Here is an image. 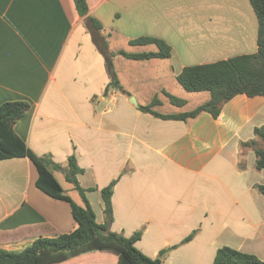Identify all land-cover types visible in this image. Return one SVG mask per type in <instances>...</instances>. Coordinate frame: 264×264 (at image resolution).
Masks as SVG:
<instances>
[{"label": "crops", "instance_id": "crops-1", "mask_svg": "<svg viewBox=\"0 0 264 264\" xmlns=\"http://www.w3.org/2000/svg\"><path fill=\"white\" fill-rule=\"evenodd\" d=\"M87 1L89 14L81 15L75 0H0V104L31 105L15 133L38 156L51 155L61 165L50 167L55 176L60 171L67 180L68 157L76 156L83 168L77 178L100 223L106 220L102 189L117 179L109 229L125 236L143 229L136 246L148 256L158 257L198 229L163 264H212L224 245L264 260L258 211L264 194L257 188L264 185V169L256 168L254 150L244 145L264 125V96L238 94L217 117L202 111L187 120L163 119L142 109L158 97L157 111L188 112L211 98L207 90L187 91L177 76L187 66L258 50L250 0ZM87 16L102 24L117 53L123 89L112 87L108 95L105 58ZM143 36L168 43L170 57L118 53L159 50L130 42ZM169 94L185 104H174ZM98 97L103 104L96 105ZM37 178L28 156L0 160V248L19 252L41 236L77 227L70 202L45 193ZM63 189L83 205L75 186ZM70 264L118 262L103 255Z\"/></svg>", "mask_w": 264, "mask_h": 264}, {"label": "trees", "instance_id": "trees-1", "mask_svg": "<svg viewBox=\"0 0 264 264\" xmlns=\"http://www.w3.org/2000/svg\"><path fill=\"white\" fill-rule=\"evenodd\" d=\"M258 18V50L250 54L237 55L212 63L197 64L183 68L177 76L181 85L190 92L210 91L211 98L188 112L161 113L155 109L160 99L155 97L142 109L155 117L163 119L187 120L196 117L202 111L210 112L217 117L222 106L238 94L248 96H264V0H250ZM81 15L89 14L87 0H75ZM87 27L96 46L105 58L109 83L104 91L108 95L112 87L123 89L120 83L114 58L116 52L108 47L102 24L93 17L87 16ZM132 44L154 43L159 50L156 52L129 53L120 50L118 53L132 59H148L153 57L168 58L171 46L155 37H139L130 41ZM171 101L179 106L185 99L169 94ZM27 100H9L0 104V160L18 156H28L38 169L37 186L50 196L70 202L77 227L68 233L54 236H41L22 251H10L0 248V264H70L88 257L109 255L117 258L118 264H163V257L170 254L182 244L191 241L198 229L185 237L181 242L161 249L158 257H150L136 246L143 229L131 236L114 232L109 225L114 220L112 196L117 179L112 180L102 189L104 213L106 220L100 223L96 213L81 186L77 175L83 171L75 155L68 157L66 178L79 191L83 205L75 202L63 189L50 167L60 168L51 155L38 156L15 133L14 124L24 116L30 108ZM251 147L256 155V168L264 169V125L255 128V138L244 143ZM264 194V185H257ZM212 264H264V260L256 254L244 252L234 247H220Z\"/></svg>", "mask_w": 264, "mask_h": 264}, {"label": "rangeland", "instance_id": "rangeland-1", "mask_svg": "<svg viewBox=\"0 0 264 264\" xmlns=\"http://www.w3.org/2000/svg\"><path fill=\"white\" fill-rule=\"evenodd\" d=\"M99 103L103 104L102 101H101V98H100V97H98V99H97V101H96V105H98ZM56 176H57L59 182L61 183V185H62L65 189H66V188H69L70 186H72V187L74 186L73 183L68 182V181L65 179L64 174L61 173L60 171L56 172ZM69 190H70V189H69ZM69 190H68V191H69ZM70 192H71V191H70ZM70 194H71V196H72L76 201H79V200H78V195H77L76 193L73 192V193H70ZM79 202H80V201H79ZM258 211L261 212L262 217H263V219H264V205H263L262 209H261V207H260V210H258Z\"/></svg>", "mask_w": 264, "mask_h": 264}]
</instances>
